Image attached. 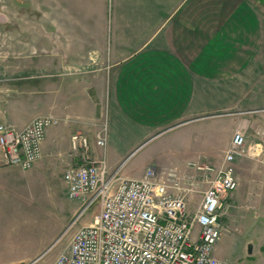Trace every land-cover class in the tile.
Masks as SVG:
<instances>
[{"label":"crops","instance_id":"1","mask_svg":"<svg viewBox=\"0 0 264 264\" xmlns=\"http://www.w3.org/2000/svg\"><path fill=\"white\" fill-rule=\"evenodd\" d=\"M256 1L90 0L75 55L81 64L65 59L55 72L44 64L39 86L28 89L36 95L34 109L0 110V121L20 128L38 115L60 119L58 127L48 129L42 158L32 169L0 167V264H14L18 253L49 246L34 235L40 222L29 214L42 213L43 204L28 193L47 182L50 171L62 174L72 162L74 133L94 141L105 109L109 142L94 152L107 159L112 172L139 178L148 166L187 174L192 162L222 163L228 135L246 121L243 111L264 105L259 58L264 23ZM89 44L92 49L85 53ZM225 116L223 139L220 128L210 124ZM144 147L141 157L131 159ZM236 176L239 186L237 169ZM262 179L261 198L254 203L260 210ZM237 189L231 207L240 199ZM198 199L192 195L191 206ZM78 208L75 202L73 217ZM221 240L217 253L226 259Z\"/></svg>","mask_w":264,"mask_h":264},{"label":"built area","instance_id":"2","mask_svg":"<svg viewBox=\"0 0 264 264\" xmlns=\"http://www.w3.org/2000/svg\"><path fill=\"white\" fill-rule=\"evenodd\" d=\"M59 123L53 115H38L22 128L0 121V167L32 169L48 129ZM108 142L107 112L94 141L84 132L70 138L72 162L62 177L68 197L82 202L70 228L90 208L99 210L74 231L53 264H230L217 249L238 187L235 162L250 150L246 131L235 130L218 166L192 162L187 174L148 166L139 178L112 172L107 159L95 155L94 148L106 149ZM192 195L199 196L193 209Z\"/></svg>","mask_w":264,"mask_h":264},{"label":"rangeland","instance_id":"3","mask_svg":"<svg viewBox=\"0 0 264 264\" xmlns=\"http://www.w3.org/2000/svg\"><path fill=\"white\" fill-rule=\"evenodd\" d=\"M256 4L264 23V0H257ZM89 7L90 0H0V110L8 111L13 107L23 114L34 109V95L28 89L39 84L44 64L47 63L50 71L55 72L58 62L76 60L80 54L78 41L82 37V27L89 21L83 12ZM95 16L98 17V14ZM91 49L89 44L83 50L88 53ZM259 58L264 69V44ZM79 64L81 62L75 63ZM260 81L263 83L264 79ZM107 111L105 109L104 113ZM243 117L246 121L238 128L246 131L247 148L250 147V150L235 162L240 172L237 189L240 199L235 201L222 221L227 231L220 243L225 246V258L230 264H264V205L263 210L255 205L261 198L259 193L264 177V105L243 111ZM227 121L225 116L210 124L220 128V138L223 139V127ZM234 133L228 135L230 143ZM144 148L131 159L141 157L147 149ZM62 174L50 171L47 182L35 185L28 193L43 204L42 213L33 209L29 215L33 221L40 222L34 235L49 241V246L39 253H18L14 264H53L74 231L91 223L97 214L99 206L90 208L70 228L74 218L71 208L78 201L68 197ZM81 206L82 202H78L76 216ZM190 207L193 209L194 205Z\"/></svg>","mask_w":264,"mask_h":264},{"label":"water","instance_id":"4","mask_svg":"<svg viewBox=\"0 0 264 264\" xmlns=\"http://www.w3.org/2000/svg\"><path fill=\"white\" fill-rule=\"evenodd\" d=\"M249 251H251V247H249Z\"/></svg>","mask_w":264,"mask_h":264}]
</instances>
